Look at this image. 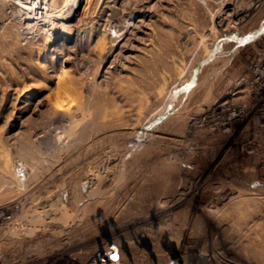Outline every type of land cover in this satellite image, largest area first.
<instances>
[{
	"label": "rangeland",
	"instance_id": "rangeland-1",
	"mask_svg": "<svg viewBox=\"0 0 264 264\" xmlns=\"http://www.w3.org/2000/svg\"><path fill=\"white\" fill-rule=\"evenodd\" d=\"M39 3L0 0V264H264V0Z\"/></svg>",
	"mask_w": 264,
	"mask_h": 264
},
{
	"label": "built area",
	"instance_id": "built-area-1",
	"mask_svg": "<svg viewBox=\"0 0 264 264\" xmlns=\"http://www.w3.org/2000/svg\"><path fill=\"white\" fill-rule=\"evenodd\" d=\"M251 70L254 71L255 73V82L257 83V88L256 89H263L264 86V59L259 60V62H256L254 66L251 67ZM248 107L246 104L241 105L239 109H230L228 106L226 110L230 114L228 116L231 117H238V116H245L247 113ZM263 113V114H262ZM258 114L259 116L255 120V123L260 124V116L263 117L264 119V103H261L258 108ZM215 112H213V119H214ZM264 124V121L262 122ZM16 175L19 178H24L26 169L25 166L21 163L18 162L16 166ZM8 218V215H5L3 209L0 210V226L3 224V222ZM163 262L162 264H190L187 257L184 256L181 253H172L168 252L163 255ZM85 264H128L126 263L120 253L114 250H105V249H96L87 262Z\"/></svg>",
	"mask_w": 264,
	"mask_h": 264
},
{
	"label": "bare ground",
	"instance_id": "bare-ground-1",
	"mask_svg": "<svg viewBox=\"0 0 264 264\" xmlns=\"http://www.w3.org/2000/svg\"><path fill=\"white\" fill-rule=\"evenodd\" d=\"M19 2V1H18ZM77 2V1H76ZM42 3H44L43 5H41ZM24 4V3H23ZM77 5V4H76ZM51 6H52V3H51V0H40V3L38 4V5H35V7H34V15H32V16H29L30 15V13L29 14H27L28 16H24V19L26 20V22H27V27H28V25H31V24H34V23H29V22H32V21H34V20H36V19H38V17H39V13H41V10H43V9H45V10H50V8H51ZM73 7H75L74 5H73ZM78 8V7H77ZM76 8V10H78ZM31 9V8H30ZM55 10V9H54ZM71 10V9H70ZM74 10V9H73ZM75 10V11H76ZM19 12V11H18ZM72 12V11H71ZM43 13V12H42ZM70 13V12H69ZM71 14V13H70ZM75 14V13H74ZM74 14H72V16L74 15ZM22 16V15H21ZM63 16V15H62ZM130 16V15H129ZM41 17V16H40ZM48 17V16H47ZM71 17V15H64L63 17H60V18H63V19H65V20H68L69 18ZM59 18V17H58ZM43 20H44V18H42ZM50 20V19H49ZM228 21V20H227ZM25 23V22H24ZM56 23V22H55ZM43 24V23H42ZM45 24V23H44ZM59 26H60V24H59ZM59 26H57V23H56V25L55 26H53V31H54V35H53V39H54V41H57V40H62V43L63 42H65V41H67L69 38H70V34L68 33V32H66V30L64 29V28H61V26L59 27ZM122 26V25H121ZM31 28V27H30ZM121 28V27H120ZM74 30V29H73ZM113 30V29H112ZM120 29H117L116 31H119ZM115 31V30H114ZM115 41V40H114ZM67 45V44H66ZM108 55V54H107ZM61 106V105H60Z\"/></svg>",
	"mask_w": 264,
	"mask_h": 264
}]
</instances>
